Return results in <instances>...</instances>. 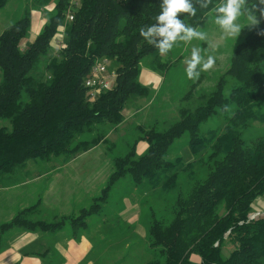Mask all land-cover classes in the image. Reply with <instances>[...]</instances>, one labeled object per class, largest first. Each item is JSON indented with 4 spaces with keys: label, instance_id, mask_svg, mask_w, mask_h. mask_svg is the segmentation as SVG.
<instances>
[{
    "label": "trees",
    "instance_id": "1",
    "mask_svg": "<svg viewBox=\"0 0 264 264\" xmlns=\"http://www.w3.org/2000/svg\"><path fill=\"white\" fill-rule=\"evenodd\" d=\"M9 1L0 0V9ZM35 1L55 4L35 38L27 41L29 14L0 34V188L17 186V176H25L30 163L75 159L106 142L130 109H140L135 102L151 94L140 82L145 60L152 58L164 76L176 66L170 52L161 55L139 34L141 26L156 22L160 0ZM256 2L248 0L249 6ZM196 7L195 17L182 18L203 28L214 18L212 6ZM259 21L236 45L211 90L188 86L179 97L178 119L164 128L138 126L139 138L114 158L107 184L89 205L51 219L40 218V198L20 206L0 224V252L11 236L87 230L106 218L104 205L114 184L129 178L135 187L177 190L169 217L152 214L153 257L144 264H264V211L250 219L256 201L264 200V16ZM103 60L116 74L115 85L90 100L85 81ZM218 118L223 120L217 128L208 126ZM87 135L91 138L83 139ZM185 138L189 161L172 150ZM138 140L147 144L141 155ZM50 252L30 245L21 249L24 256L43 260Z\"/></svg>",
    "mask_w": 264,
    "mask_h": 264
},
{
    "label": "rangeland",
    "instance_id": "2",
    "mask_svg": "<svg viewBox=\"0 0 264 264\" xmlns=\"http://www.w3.org/2000/svg\"><path fill=\"white\" fill-rule=\"evenodd\" d=\"M54 5H41L35 0H10L0 9V34L22 15L29 14L32 25L27 41L32 40L40 32ZM261 17L258 15L259 20ZM239 22L241 32L236 36L224 37L212 18L205 27L199 28L206 33V40L194 39L187 44L177 41L170 50L176 66L165 76L153 66L152 58L145 60L141 65V73H145V76L141 79L150 86L151 94L135 102L139 110L130 109L125 121L107 136L106 142L75 159L49 165L30 163L23 170L25 176L19 177L22 173L17 176L19 184L13 187L15 189L8 186L0 188V202L4 200L15 213L18 206L31 205L40 198V218L45 219L71 215L89 205L107 184L113 171L114 158L126 154L135 139L139 138L138 126L150 127L158 123L160 128H164L170 125L178 119L179 97L188 86L196 83L198 92L213 88L218 76L228 67L236 45L252 27L246 17H241ZM27 41L23 40L21 45L24 46ZM193 46L199 47L202 55H214L216 63L208 72H202L198 79L190 80L186 75L184 60L190 57ZM222 120L215 119L208 126L215 129ZM3 123L0 120V125ZM90 138L91 135L83 137ZM185 146L186 138L176 142L172 150L189 161L191 156ZM146 148V142L138 140L137 155L144 153ZM186 185L184 181L182 186ZM176 196L177 190L168 193L160 186L135 187L131 179L123 178L114 184L105 202L106 218L94 220L90 228L75 233L68 228L56 235L23 233L20 237L23 241H19V244L30 242L32 249L39 252L51 249L43 264H144L153 257L148 243L152 214L156 219L169 217ZM72 202L75 207L70 206ZM263 211L264 200L258 199L253 213ZM7 213L6 209L0 210V216ZM60 243L64 244L65 249L69 248L66 254L58 252L56 245Z\"/></svg>",
    "mask_w": 264,
    "mask_h": 264
},
{
    "label": "clouds",
    "instance_id": "3",
    "mask_svg": "<svg viewBox=\"0 0 264 264\" xmlns=\"http://www.w3.org/2000/svg\"><path fill=\"white\" fill-rule=\"evenodd\" d=\"M209 9L214 14V23L219 27L224 37L239 35L241 32L240 18L246 17L249 25L260 23L258 15L264 16V0H257L249 6L248 0H220L213 5V0H160V12L155 17V23L141 26L139 34L145 41L155 47L161 55H167L177 41L190 43L192 40H206L204 31L186 22L182 17H195L197 7ZM264 34V33H262ZM216 63L212 54L202 55L199 47L191 48L190 57L184 64L187 78L198 79L202 72H208Z\"/></svg>",
    "mask_w": 264,
    "mask_h": 264
},
{
    "label": "crops",
    "instance_id": "4",
    "mask_svg": "<svg viewBox=\"0 0 264 264\" xmlns=\"http://www.w3.org/2000/svg\"><path fill=\"white\" fill-rule=\"evenodd\" d=\"M144 76H145V73H141V75H140V82L143 85H147L144 82L145 80L143 81L141 79ZM15 188H12V189H15ZM9 189L11 190V188H9ZM1 200H3V199H1ZM3 201L0 202V204L2 205V208H0V210L6 209V210H8V213L5 214V215L0 216V224L3 223V222L8 221L15 214V213H12L13 211H11L12 209L10 208V206L8 204H5ZM30 204H32V203H30ZM74 205H75V203H73V202L70 204V206H72V207H75ZM19 207L20 206H18L16 208L15 212L18 210ZM28 235H30V233ZM20 237H17L16 239H14L11 236V241L9 243L10 244L9 247L3 249L0 252V264H43V262L45 260L41 259L38 256H31V255L24 256L23 254L20 253L21 252V249L23 247L31 244L30 242H28V243L26 242V243H23V244L20 243L19 244V241H21V242L23 241V240H20ZM56 247H57V250H58V252L60 254H64V253L66 254V252H68L66 250H69L68 247H66V249H65L63 243L57 244Z\"/></svg>",
    "mask_w": 264,
    "mask_h": 264
},
{
    "label": "built area",
    "instance_id": "5",
    "mask_svg": "<svg viewBox=\"0 0 264 264\" xmlns=\"http://www.w3.org/2000/svg\"><path fill=\"white\" fill-rule=\"evenodd\" d=\"M69 21H72L74 14L69 13L67 16ZM56 43L60 44V40ZM109 62L107 60L95 63L90 71V77L85 81L87 96L90 100H95L100 91L111 90L116 81V74L108 69ZM262 212H255L250 215V219H254L261 215Z\"/></svg>",
    "mask_w": 264,
    "mask_h": 264
}]
</instances>
